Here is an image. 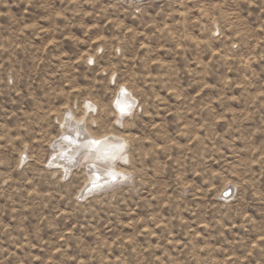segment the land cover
Returning <instances> with one entry per match:
<instances>
[{
    "label": "rangeland",
    "instance_id": "obj_1",
    "mask_svg": "<svg viewBox=\"0 0 264 264\" xmlns=\"http://www.w3.org/2000/svg\"><path fill=\"white\" fill-rule=\"evenodd\" d=\"M0 264H264V0H0Z\"/></svg>",
    "mask_w": 264,
    "mask_h": 264
},
{
    "label": "bare ground",
    "instance_id": "obj_2",
    "mask_svg": "<svg viewBox=\"0 0 264 264\" xmlns=\"http://www.w3.org/2000/svg\"><path fill=\"white\" fill-rule=\"evenodd\" d=\"M133 1H142V0H133ZM134 103L135 102L133 100V97L129 93H127V90H125V89L122 90V92L118 98V102H117V104L119 105V110H118L119 117H123L128 111H130L132 109V107L134 106ZM70 123L71 122L69 120H67V118H66L65 125L66 126L68 125V127H71L70 128V129H72L71 133H74L76 135L73 137L69 136V135H64L59 140H56L54 142V146L61 149L63 144H65V146L66 145L69 146V144H70L69 142L71 141L72 143L74 142L73 149L75 150L78 148L77 149L78 152L76 151L77 152L76 155L78 153L80 154L81 151L84 152L80 159H78L79 157L78 158L76 157L75 160L72 159L71 161H69V160L68 161H65V160L61 161L66 174L70 173V171L72 170V167L78 166L79 165L78 162L81 161L83 158H85L86 161L89 160L90 166H89L88 170H89V173L91 174L92 178H91V182L86 185L83 193H87L90 191H94L98 188H102V186L104 184H108V182H109L108 180H110V178L115 179L117 177H120V175H122L121 174L122 172L119 171L117 174V170L115 171L113 169V167H114V163L116 162V160L119 159L120 157L122 158V155H121L122 147L119 148L120 145L122 144V141L120 139H118L116 137H112V136L108 137L105 140H100L96 137L94 139L92 137L87 138V134L84 133V130L82 129L81 126L79 127L75 124H73V126H72V124H70ZM106 140H108V141H106ZM69 149H70V147H69ZM60 153H62V151H60ZM65 153H66V151H65ZM69 153H71V152L69 151L68 154ZM73 153H75V152L73 151ZM58 162H60V161H58ZM100 162H104L106 164V166L108 164H110L109 170L111 169V171H107V169H104V168H99L97 165H99L98 163H100ZM52 163L55 164L56 161L54 160V161H52ZM105 168H107V167H105ZM104 171H107V172H104ZM105 175H107V176H105ZM225 189H223V191Z\"/></svg>",
    "mask_w": 264,
    "mask_h": 264
},
{
    "label": "water",
    "instance_id": "obj_3",
    "mask_svg": "<svg viewBox=\"0 0 264 264\" xmlns=\"http://www.w3.org/2000/svg\"><path fill=\"white\" fill-rule=\"evenodd\" d=\"M97 190V189H96ZM96 190H94V191H96ZM92 191H90V192H87V193H91Z\"/></svg>",
    "mask_w": 264,
    "mask_h": 264
}]
</instances>
